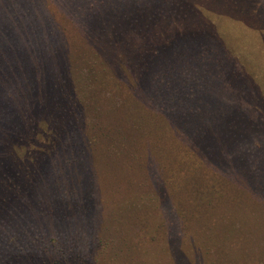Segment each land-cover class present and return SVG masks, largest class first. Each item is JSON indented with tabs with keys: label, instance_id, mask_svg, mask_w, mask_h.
<instances>
[{
	"label": "trees",
	"instance_id": "obj_1",
	"mask_svg": "<svg viewBox=\"0 0 264 264\" xmlns=\"http://www.w3.org/2000/svg\"><path fill=\"white\" fill-rule=\"evenodd\" d=\"M177 1L0 0V223L21 214L9 231L0 224L1 264L29 248L76 264L114 245L115 232L102 239L76 216L116 201L138 205L143 230L177 238L190 226L225 260L226 249L242 264L264 260V133L255 146L232 142L244 126L231 99L249 86L213 27L154 29ZM106 67L125 70V87ZM152 193L164 194L154 207ZM34 214L61 225L58 237ZM227 226L228 242L210 241Z\"/></svg>",
	"mask_w": 264,
	"mask_h": 264
},
{
	"label": "rangeland",
	"instance_id": "obj_2",
	"mask_svg": "<svg viewBox=\"0 0 264 264\" xmlns=\"http://www.w3.org/2000/svg\"><path fill=\"white\" fill-rule=\"evenodd\" d=\"M177 3L181 6L177 8L181 9L177 12L175 11V13L168 14L167 17H163L161 20L155 21L154 29L162 34H167L168 27H172L170 32L181 34L183 29H186L189 24L203 25V27L207 28L213 27L212 29L218 37L216 39L222 43V49H226L227 57L233 59H229L232 62L230 63V71H233L235 75L238 74L244 85L246 86V82L249 86L247 91L244 89V92H246L244 95L234 96L231 99V101L236 100L235 106L238 108L239 119L243 120L241 122L244 126L235 132L237 134L236 140L232 142L253 139H259L261 142L260 138L262 137L257 134L264 133V0H178ZM125 18L127 19V17ZM125 18H122L124 23ZM119 22H113L116 24L113 29L124 25ZM113 29L109 28L108 30L112 31ZM74 47H76L75 44L69 45L65 51L68 52L70 49H75ZM107 70L109 72L107 75L111 76L116 85H125V79L128 76L122 67L120 69L121 72L117 71L115 67H109ZM3 73L4 79H9L8 71ZM252 90H254L253 94ZM0 96L4 97L1 91ZM0 102L5 103L6 100L0 99ZM226 137L227 134L225 135V140ZM256 142L253 140L254 146ZM178 143H181V141L179 140ZM11 145L16 148L21 143L19 140H12ZM18 155L22 156L20 150ZM180 160L186 161L185 155L180 156ZM163 196L164 194L152 193L151 206L154 207ZM93 197L100 203L103 196L99 197L97 194V196L93 195ZM110 205L105 210L97 208L86 209L89 212L79 210L82 213L76 218L85 217L87 221L94 219V226L98 228L102 239L108 237L111 232H115L119 236V241L112 246L106 247H101V244H94L96 246L91 249L90 253L80 257L76 264L243 263L241 258L235 259L236 257L230 255L231 249L224 251L227 257L226 260L221 253L213 254L217 249L216 246L208 242L204 245L203 241L200 240L201 236L195 235L190 226H186L187 228L177 238L165 237L164 234L160 233L159 226L155 224H151L143 230L141 222L134 217L133 207L138 206L136 203H131L128 207H125V204L118 207V202L116 201ZM10 207L11 214H13L15 205ZM262 215L264 217V213ZM27 217L28 214L26 215ZM34 217V221L45 223L46 228L53 231V227L55 233L52 236L58 237L61 225L50 222L51 220L47 218H39L41 216L36 217L35 214ZM120 218L122 220L119 221L118 219ZM20 219L21 214L19 213L15 221L12 219L8 223L1 222V228L9 231ZM241 220L245 228L247 221ZM69 225L79 224L71 222ZM227 230H231V227H224L223 230L215 229L210 241L217 246L225 241L228 242V237L231 233ZM218 232L221 234H218ZM200 246L201 250H199ZM29 250H16L12 254L5 256H12L9 264H46V258L38 250H33L32 248H29ZM207 251H209V255L205 256ZM2 259L0 257V264L3 262ZM257 264H264V260L258 261Z\"/></svg>",
	"mask_w": 264,
	"mask_h": 264
}]
</instances>
